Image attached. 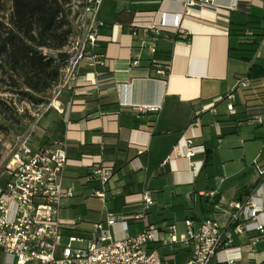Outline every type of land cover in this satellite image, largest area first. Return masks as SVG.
Wrapping results in <instances>:
<instances>
[{
  "label": "crops",
  "instance_id": "1",
  "mask_svg": "<svg viewBox=\"0 0 264 264\" xmlns=\"http://www.w3.org/2000/svg\"><path fill=\"white\" fill-rule=\"evenodd\" d=\"M217 1L230 4V0ZM149 3L159 4L145 7ZM161 3L103 0L98 18L107 23L105 59L97 66H85L78 86L55 98L59 110L52 108L34 133L35 147L56 139L67 141L65 186L74 190L80 205L92 196L82 188L93 192L97 187L86 178L90 165L106 164L113 170L105 205L119 214L141 215L130 219V234L147 225L170 224L182 234L188 231V220L196 228L209 216L227 225L226 205L250 194L259 181L255 164L264 160V113L260 122L243 111L246 106L264 107V76L254 73L249 87L236 88V79L247 75L253 63L264 66V47L258 48L252 61L232 57L235 40L229 35L230 21H245L255 8L264 13V0L252 8L243 4L230 12L228 21L212 8L194 10L182 21L189 36L162 32L154 40L152 32L133 28L132 21L137 11L158 9ZM233 91L238 112L231 114L225 96ZM48 95L52 97V90ZM203 107L207 109L202 111ZM186 138L204 145L206 152L191 161L177 158L170 163L167 158L174 146ZM134 140H148V146L139 150L131 145ZM197 160L204 163L195 174ZM144 193L155 201L149 208L141 201ZM99 201L102 209L93 210L96 216L89 227L82 225V219L69 218L77 222L75 233L87 234L93 223L104 218ZM71 202L72 197L63 201L60 215ZM248 242V235L235 236L234 245H246L237 264H250L249 260L264 264V239L253 245ZM169 246L176 247L164 251ZM159 248L163 264L170 253L180 258L177 264H186L191 257V249L182 243Z\"/></svg>",
  "mask_w": 264,
  "mask_h": 264
},
{
  "label": "built area",
  "instance_id": "2",
  "mask_svg": "<svg viewBox=\"0 0 264 264\" xmlns=\"http://www.w3.org/2000/svg\"><path fill=\"white\" fill-rule=\"evenodd\" d=\"M78 2L79 5L74 6L77 8L74 33L65 48L68 56L52 97L39 105L27 104L30 121L19 135L10 141H3L0 136L3 145L0 155V264H163L159 246L173 243H182L191 249L186 264H237L246 245H234L235 236L248 235L247 245L264 239V160L255 164L259 181L250 194L244 200L233 199L226 205L228 221L225 226L209 216L196 228L188 220V231L182 234L177 233L175 224L167 228L147 225L143 231L130 234V219H139L141 215L119 214L106 207L115 175L106 164H91L86 177L97 184L92 196L103 202L104 218L93 223L91 230L82 235L74 232L75 220L61 217L63 201L74 196V190L65 186L69 165L67 141L56 139L40 147H35L33 141L43 117L52 108L59 110L54 104L55 98L78 86L85 66H97L105 59L102 48L106 42L103 30L107 23L98 18L103 0ZM262 2L230 0V4L225 5L217 0H162L158 9L136 12L132 27L152 32L154 40L161 32L187 37L190 32L182 27V21L193 15L194 10L212 8L228 21L230 12L241 9L243 4L252 8ZM254 32L249 29L246 34ZM262 47L264 38L259 49ZM151 49L155 52L156 45ZM250 85L247 75L236 79V88ZM225 98L229 101L228 111L236 113L235 92ZM206 109L203 107L202 111ZM20 111H24L23 108ZM255 119L262 122V115L257 114ZM134 141L131 145L139 150L148 146V140ZM205 152L204 145H194L192 138H186L174 146L167 160L170 163L177 158L191 161ZM203 163V160L195 161V174ZM202 195L209 193L202 192ZM141 201L145 208L155 203L149 193H144ZM64 237L68 238L67 242ZM75 242L83 245H75Z\"/></svg>",
  "mask_w": 264,
  "mask_h": 264
},
{
  "label": "trees",
  "instance_id": "3",
  "mask_svg": "<svg viewBox=\"0 0 264 264\" xmlns=\"http://www.w3.org/2000/svg\"><path fill=\"white\" fill-rule=\"evenodd\" d=\"M9 1L5 16L7 0H0V133L8 130L4 121L19 122L29 112L27 104L48 101L46 95L60 81L68 56L65 48L74 33L73 0ZM263 24L264 13L256 8L245 21H230L229 35L235 40L230 55L252 61L264 38ZM249 29L255 32L246 34ZM254 73L264 76V66L253 63L247 76L253 79ZM7 92L13 96L5 97ZM243 111L252 117L264 113V107L246 106ZM2 147L0 141V155Z\"/></svg>",
  "mask_w": 264,
  "mask_h": 264
},
{
  "label": "rangeland",
  "instance_id": "4",
  "mask_svg": "<svg viewBox=\"0 0 264 264\" xmlns=\"http://www.w3.org/2000/svg\"><path fill=\"white\" fill-rule=\"evenodd\" d=\"M80 0H73L74 4H76L77 6L79 5V2ZM159 3H149V4H146L145 7H154V6H157ZM103 5V4H102ZM10 7H11V3L9 0H7V8L8 10L4 13L5 16H8V13L10 11ZM177 7V4H175V7ZM77 9V8H76ZM75 9V10H76ZM143 11V10H142ZM138 12V11H137ZM162 34V32H161ZM160 34V35H161ZM13 95L10 94V93H5V97H12ZM47 98L51 97V95H46ZM30 121V113H26L24 115H22L20 117V121L19 122H12V121H4V124L6 126H8V130L7 131H4V132H1L0 133V136L2 137L3 141H10L12 140L14 137H16L17 135H19L22 131L25 130L26 126L28 125ZM89 187H86L84 186L82 188V191L88 196L90 194H92L93 192L90 191L88 189ZM79 200L81 199H78L76 197H72V202L70 203V206L64 208L62 210V218L64 219H69V218H79V219H82L84 220V223H82V225H84V227H89L90 226V223L91 221L93 220V218L96 216L94 215V212L93 210H101L102 209V203L98 200V198L96 197H92V196H89L86 200V203L85 205H80L78 204ZM64 241L67 242L68 241V238L67 237H64ZM75 245H83L82 243H78V242H75ZM175 245V244H174ZM176 246H169L167 248L164 249V251H173V249L175 248ZM169 253V252H167ZM180 258H178L177 254H168L166 256V264H177L178 261H179Z\"/></svg>",
  "mask_w": 264,
  "mask_h": 264
}]
</instances>
